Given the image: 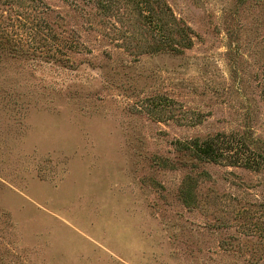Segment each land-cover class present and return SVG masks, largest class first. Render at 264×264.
<instances>
[{
    "label": "rangeland",
    "instance_id": "1",
    "mask_svg": "<svg viewBox=\"0 0 264 264\" xmlns=\"http://www.w3.org/2000/svg\"><path fill=\"white\" fill-rule=\"evenodd\" d=\"M163 1L0 0V264H264V0Z\"/></svg>",
    "mask_w": 264,
    "mask_h": 264
},
{
    "label": "trees",
    "instance_id": "2",
    "mask_svg": "<svg viewBox=\"0 0 264 264\" xmlns=\"http://www.w3.org/2000/svg\"><path fill=\"white\" fill-rule=\"evenodd\" d=\"M116 3H119V0H97L96 5L103 16H117L122 22L124 19L120 17L119 8L114 7ZM129 3L134 5L131 11H133L137 21L146 25L145 27H148L152 32V43H143L151 48L152 54L171 53L179 55L193 46L192 28L178 20L171 7L163 0H128ZM124 41H126V48H130L129 43L131 41L127 38ZM143 54L146 53L142 51L141 55ZM234 142L237 146H241L238 142ZM231 144L232 140L230 141L228 136L218 134L202 142L195 140L192 146H184L181 151L192 152L200 161L218 163L225 157L226 148L230 147ZM164 165L167 166L168 164L165 163Z\"/></svg>",
    "mask_w": 264,
    "mask_h": 264
}]
</instances>
